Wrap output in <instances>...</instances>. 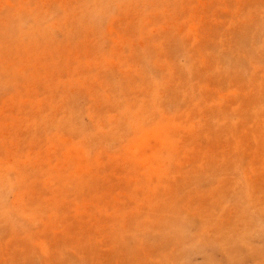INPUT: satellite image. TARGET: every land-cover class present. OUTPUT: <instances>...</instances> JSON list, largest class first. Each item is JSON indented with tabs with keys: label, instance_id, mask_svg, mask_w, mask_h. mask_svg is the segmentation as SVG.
<instances>
[{
	"label": "rangeland",
	"instance_id": "374dc122",
	"mask_svg": "<svg viewBox=\"0 0 264 264\" xmlns=\"http://www.w3.org/2000/svg\"><path fill=\"white\" fill-rule=\"evenodd\" d=\"M0 264H264V0H0Z\"/></svg>",
	"mask_w": 264,
	"mask_h": 264
}]
</instances>
